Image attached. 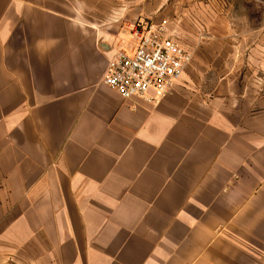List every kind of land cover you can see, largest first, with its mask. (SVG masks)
Instances as JSON below:
<instances>
[{
  "label": "crops",
  "instance_id": "obj_1",
  "mask_svg": "<svg viewBox=\"0 0 264 264\" xmlns=\"http://www.w3.org/2000/svg\"><path fill=\"white\" fill-rule=\"evenodd\" d=\"M162 21L192 61L160 104L122 98L109 60ZM0 264H264V23L231 0H0Z\"/></svg>",
  "mask_w": 264,
  "mask_h": 264
},
{
  "label": "built area",
  "instance_id": "obj_2",
  "mask_svg": "<svg viewBox=\"0 0 264 264\" xmlns=\"http://www.w3.org/2000/svg\"><path fill=\"white\" fill-rule=\"evenodd\" d=\"M132 52L119 50L108 62L104 83L124 99L158 105L181 79L193 54L175 40L168 22L146 24Z\"/></svg>",
  "mask_w": 264,
  "mask_h": 264
},
{
  "label": "rangeland",
  "instance_id": "obj_3",
  "mask_svg": "<svg viewBox=\"0 0 264 264\" xmlns=\"http://www.w3.org/2000/svg\"><path fill=\"white\" fill-rule=\"evenodd\" d=\"M231 3L237 7L239 13H250L254 28L264 23V0L263 2H258L256 0H251L249 2H245V0H231ZM243 16L246 18L250 17L248 15Z\"/></svg>",
  "mask_w": 264,
  "mask_h": 264
}]
</instances>
